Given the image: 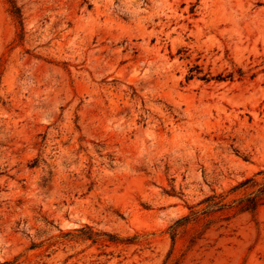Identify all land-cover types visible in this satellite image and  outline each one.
<instances>
[{
	"label": "rangeland",
	"instance_id": "1",
	"mask_svg": "<svg viewBox=\"0 0 264 264\" xmlns=\"http://www.w3.org/2000/svg\"><path fill=\"white\" fill-rule=\"evenodd\" d=\"M14 2L0 264H264V0Z\"/></svg>",
	"mask_w": 264,
	"mask_h": 264
},
{
	"label": "trees",
	"instance_id": "2",
	"mask_svg": "<svg viewBox=\"0 0 264 264\" xmlns=\"http://www.w3.org/2000/svg\"><path fill=\"white\" fill-rule=\"evenodd\" d=\"M8 2L10 3L11 12H12L13 16L17 19V22L19 23V25L22 28V18H21V12H20L19 8L15 5L14 0H8ZM194 71H195L194 68H191L189 70L188 75L185 77L186 81H189V80L193 79V77L196 75V74H194ZM195 73H200V72H198L196 70ZM207 75L208 74L200 76V79L205 81V82H208L212 78L208 77ZM222 80H223V78H218V81H222ZM241 202H243V201H241ZM244 202L245 203L241 204V206H240V209L244 210V211H253V210H255V208H256V206L258 204V200L255 197L246 198L244 200ZM184 220H185L184 218H182L180 220H177L175 222L174 226L177 227L180 224V222L184 221ZM171 229L174 230V227H171Z\"/></svg>",
	"mask_w": 264,
	"mask_h": 264
}]
</instances>
